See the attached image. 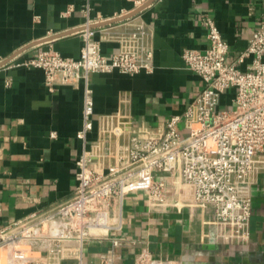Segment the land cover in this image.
Masks as SVG:
<instances>
[{"label":"crops","instance_id":"crops-1","mask_svg":"<svg viewBox=\"0 0 264 264\" xmlns=\"http://www.w3.org/2000/svg\"><path fill=\"white\" fill-rule=\"evenodd\" d=\"M136 1L141 2L137 8ZM87 6L93 21L140 10L138 20L151 30V74L130 77L113 71L89 76L95 115L116 113L125 103L134 127L144 130L182 115L203 89L200 77L181 57L187 49L203 53L208 47L203 19L215 22L228 44V59L236 61L261 20L264 0H0V59L8 61L0 67V225L58 205L74 191L83 83L57 85L50 92L41 69L17 67L12 61L47 49L78 59L82 40L76 31L85 22ZM105 26L92 28L101 54L110 57L118 51L110 36L125 26L109 30L108 39L99 29ZM249 63L246 59L237 68L245 71ZM233 96V91L222 95L218 110L230 109ZM95 138L96 124L88 135L89 141ZM258 160L262 165L251 186L248 242L219 240L211 207L195 202L192 187L179 177H167L163 203L150 202L144 192L127 195L121 231L86 241L80 259L60 264H136L139 256L163 264H264V153ZM112 237L123 243L113 247ZM4 250L0 264H7Z\"/></svg>","mask_w":264,"mask_h":264},{"label":"built area","instance_id":"built-area-1","mask_svg":"<svg viewBox=\"0 0 264 264\" xmlns=\"http://www.w3.org/2000/svg\"><path fill=\"white\" fill-rule=\"evenodd\" d=\"M140 5L135 2L136 8ZM83 11L85 22L76 31L82 40L78 59L47 49L21 62L12 61L17 67L41 69L50 92L57 85L82 82L84 87L74 191L58 205L0 225V247H7V264H60L67 258L80 259L86 241L107 239L110 232L121 231V209L127 195L144 192L150 202L163 203L167 177H179L192 187L195 202L211 207L219 240L248 242L251 186L261 169L259 155L264 153V9L236 61L228 59V44L215 22L203 19L208 47L203 53L187 49L181 55L186 68L202 80L203 89L182 115L144 130L134 127L125 103L116 113L95 115L89 76L113 71L130 77L151 74V30L138 20L139 12L93 21L88 6ZM99 23L106 25L99 28L105 39L109 30L125 26L110 36L118 44V51L110 57L101 54L95 40L92 26ZM246 59L250 63L241 71L237 64ZM4 62L0 59V67L8 63ZM231 91V108L218 110L221 96ZM95 124L96 138L89 141ZM50 136L55 138L54 133ZM109 239L113 247L123 243L121 238ZM136 264L163 263L139 256Z\"/></svg>","mask_w":264,"mask_h":264},{"label":"bare ground","instance_id":"bare-ground-1","mask_svg":"<svg viewBox=\"0 0 264 264\" xmlns=\"http://www.w3.org/2000/svg\"><path fill=\"white\" fill-rule=\"evenodd\" d=\"M4 249H7L5 245L0 247V256H1V258L5 256V250Z\"/></svg>","mask_w":264,"mask_h":264},{"label":"water","instance_id":"water-1","mask_svg":"<svg viewBox=\"0 0 264 264\" xmlns=\"http://www.w3.org/2000/svg\"><path fill=\"white\" fill-rule=\"evenodd\" d=\"M139 11H140V10L134 11L133 13H131L130 15H128L127 17H131V16L137 14ZM5 62H7V61H5ZM5 62H4V63H5ZM1 65H2V64H1ZM1 65H0V66H1Z\"/></svg>","mask_w":264,"mask_h":264}]
</instances>
